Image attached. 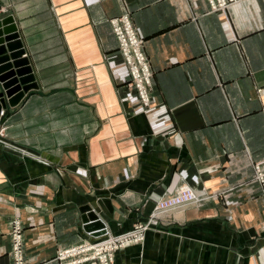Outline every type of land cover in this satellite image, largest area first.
<instances>
[{
    "label": "crops",
    "instance_id": "obj_1",
    "mask_svg": "<svg viewBox=\"0 0 264 264\" xmlns=\"http://www.w3.org/2000/svg\"><path fill=\"white\" fill-rule=\"evenodd\" d=\"M125 13L153 69L149 107L110 24ZM8 15L38 88L0 115V264L15 219L26 264H64L59 250L133 229L183 186L203 200L162 213L114 264H264V0L226 14L207 0H0ZM91 211L104 227H84Z\"/></svg>",
    "mask_w": 264,
    "mask_h": 264
},
{
    "label": "built area",
    "instance_id": "obj_2",
    "mask_svg": "<svg viewBox=\"0 0 264 264\" xmlns=\"http://www.w3.org/2000/svg\"><path fill=\"white\" fill-rule=\"evenodd\" d=\"M212 11L226 14L229 6L241 0H207ZM110 24L119 42V49L131 76L130 89L135 92L143 107H149L152 102L153 69L145 52V40L138 33L129 13L110 19ZM264 93V88L260 89ZM4 114V111L1 112ZM264 114V110H263ZM4 127L0 129V139L5 136ZM254 178L261 188L264 199V158L253 164ZM196 189L190 186L180 187L173 194L160 199L149 218L137 223L133 229L120 235H109L96 241H85L77 245L59 250L57 257L66 260L64 264H83L97 262L98 264H114L118 249L130 243L141 242L146 231L160 222L162 213L201 202ZM12 260L13 264H26L25 238L21 222L15 219L12 223ZM70 259V260H69Z\"/></svg>",
    "mask_w": 264,
    "mask_h": 264
},
{
    "label": "water",
    "instance_id": "obj_3",
    "mask_svg": "<svg viewBox=\"0 0 264 264\" xmlns=\"http://www.w3.org/2000/svg\"><path fill=\"white\" fill-rule=\"evenodd\" d=\"M13 15L0 18V115L8 103L18 105L32 89L38 88L33 68ZM84 227L93 230L104 223L93 211L83 215Z\"/></svg>",
    "mask_w": 264,
    "mask_h": 264
},
{
    "label": "rangeland",
    "instance_id": "obj_4",
    "mask_svg": "<svg viewBox=\"0 0 264 264\" xmlns=\"http://www.w3.org/2000/svg\"><path fill=\"white\" fill-rule=\"evenodd\" d=\"M4 138V137H3ZM122 234V233H121ZM118 235H120V234H118ZM59 252V251H58ZM58 255V254H57ZM70 260V259H69ZM98 264V263H97Z\"/></svg>",
    "mask_w": 264,
    "mask_h": 264
},
{
    "label": "bare ground",
    "instance_id": "obj_5",
    "mask_svg": "<svg viewBox=\"0 0 264 264\" xmlns=\"http://www.w3.org/2000/svg\"><path fill=\"white\" fill-rule=\"evenodd\" d=\"M121 249V248H120Z\"/></svg>",
    "mask_w": 264,
    "mask_h": 264
}]
</instances>
